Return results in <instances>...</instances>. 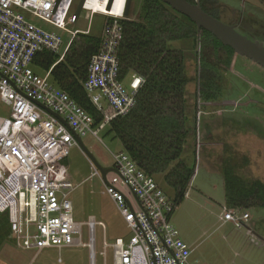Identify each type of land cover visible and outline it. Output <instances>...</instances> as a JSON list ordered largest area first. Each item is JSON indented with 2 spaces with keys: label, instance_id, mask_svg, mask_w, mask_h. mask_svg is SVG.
Returning <instances> with one entry per match:
<instances>
[{
  "label": "built area",
  "instance_id": "1",
  "mask_svg": "<svg viewBox=\"0 0 264 264\" xmlns=\"http://www.w3.org/2000/svg\"><path fill=\"white\" fill-rule=\"evenodd\" d=\"M85 1L81 11H87L89 19L95 13L114 19L126 17V0L119 15L111 13L112 6L107 10L108 0H100L98 9L87 7ZM72 8L73 0H0V101L8 108L7 115L0 116V213L7 215L8 238L16 246L41 251L80 245L88 249L89 264H96L95 226L103 230L105 226L89 217L83 223L88 242H81L83 224L73 221L69 199L75 187L63 161L72 147L80 148L76 137L88 133L96 137L111 119L130 112L144 79L131 73L124 85L117 56L121 26L116 20L104 25L101 46L90 56L82 82L89 100L103 116L95 125L92 116L50 80L52 67L63 59L76 34L89 33L88 29L72 31L67 27L74 23V12L69 16ZM24 12L71 35L63 53L43 76L32 67L34 56L42 51L57 53L62 42L55 33L25 18ZM90 163L91 176L97 175L103 182L104 192L129 231L127 237L117 236L112 243L103 239L99 251L103 260L105 250L111 248L112 264H193L191 250L170 220L172 200L152 176L124 151L113 154L114 171L111 180L106 174V182ZM249 219L247 212L224 209L223 220L238 229L246 227Z\"/></svg>",
  "mask_w": 264,
  "mask_h": 264
},
{
  "label": "rangeland",
  "instance_id": "2",
  "mask_svg": "<svg viewBox=\"0 0 264 264\" xmlns=\"http://www.w3.org/2000/svg\"><path fill=\"white\" fill-rule=\"evenodd\" d=\"M124 1L113 0L111 13L119 15ZM75 2L73 0L70 17ZM141 2L131 0L127 17H138ZM85 5L98 9L101 2L86 0ZM216 13L219 20L236 26L237 31L253 32L257 25H264V2L257 0H219ZM23 14L33 24L59 36L62 44L55 53L58 59L71 35L25 12ZM105 17L95 13L89 19V13L82 10L76 22L69 23L67 27L72 31L88 29L90 34L100 36ZM168 45L171 48L184 47L179 40L171 41ZM185 64L190 79L186 85L188 126L192 129L194 125L195 131L187 139L182 158L194 168V172L186 194L173 210L170 220L179 237L191 250L190 260L193 264H264V209H235L249 213L250 219L243 228L238 229L231 222L224 221V209L229 208L221 173L222 158L234 153L237 162L241 163L242 157L248 160V164L239 170L241 176L264 182V69L236 54L232 68L225 73L222 98L216 102L201 103L196 101L195 96L196 61L188 55ZM36 73L44 75L43 71ZM130 77V74L123 77L125 86ZM7 113V106L0 101V116H6ZM106 130L107 127L100 129L96 137L88 133L80 139L100 166L111 168L113 154L123 149L117 139L106 134ZM63 162L68 178L75 187L69 195L73 205L72 219L75 223L83 224L92 216L104 224L105 230L99 225L95 226V262L112 264V249L105 250V260L99 251L103 250V239L112 243L117 236H128L123 217L113 200L104 192L103 182L97 175L91 176V163L80 148L72 147ZM111 178L110 171L107 179ZM154 180L167 198L173 200V191L163 182L162 176H156ZM1 216L4 217L5 213H0ZM5 229L6 225L3 224L0 228V264H89L86 247L73 245L41 251L22 249L6 238ZM81 230V242L87 243L85 224L81 225Z\"/></svg>",
  "mask_w": 264,
  "mask_h": 264
},
{
  "label": "trees",
  "instance_id": "3",
  "mask_svg": "<svg viewBox=\"0 0 264 264\" xmlns=\"http://www.w3.org/2000/svg\"><path fill=\"white\" fill-rule=\"evenodd\" d=\"M187 1L195 3L196 0ZM218 2L199 0L203 11L216 18ZM115 20L121 26L117 47L120 74L136 73L144 82L135 106L126 115L111 119L106 125V134L117 139L122 151L147 175L162 176L163 182L173 191V212L185 196L194 172L182 158L187 139L195 131L194 125L192 129L188 126L186 85L190 79L186 74V58L190 55L196 61V101L210 103L222 98L225 73L232 68L236 53L207 30L201 28L198 31L190 18L161 0H142L135 19L106 16L101 32L104 25ZM263 27L257 25L253 32L237 29L264 44ZM174 40L182 41L184 47H169L168 43ZM101 41V35L76 34L63 59L50 71L51 81L90 114L95 125L103 116L89 100L82 82L88 60L99 50ZM56 57L49 51L39 52L34 56L32 67L35 72L45 73ZM222 161L227 207L264 209V182L239 174V170L248 164L247 158L242 157L239 163L234 153H229ZM3 224L8 238L10 229L6 214L0 217V228Z\"/></svg>",
  "mask_w": 264,
  "mask_h": 264
},
{
  "label": "water",
  "instance_id": "4",
  "mask_svg": "<svg viewBox=\"0 0 264 264\" xmlns=\"http://www.w3.org/2000/svg\"><path fill=\"white\" fill-rule=\"evenodd\" d=\"M85 0H79L74 9V20L78 18L82 5ZM168 4L173 10L187 16L196 25L199 31L201 28L210 32L223 45L230 46L233 51L255 62L264 69V44L259 40H253L241 34L232 24L224 23L218 18L206 13L200 6L199 0L190 3L187 0H161ZM113 0H108L107 10L112 6ZM131 0H126L124 16H127L130 9ZM82 153L91 161L101 172L103 181L106 182V174L114 171L113 168L100 166L96 159L88 152L80 138L76 137Z\"/></svg>",
  "mask_w": 264,
  "mask_h": 264
},
{
  "label": "bare ground",
  "instance_id": "5",
  "mask_svg": "<svg viewBox=\"0 0 264 264\" xmlns=\"http://www.w3.org/2000/svg\"><path fill=\"white\" fill-rule=\"evenodd\" d=\"M97 1H99V0H95V3L97 2ZM94 9H96V8H94ZM96 11H98V10H96ZM106 11V10H105ZM103 12V11H102Z\"/></svg>",
  "mask_w": 264,
  "mask_h": 264
},
{
  "label": "crops",
  "instance_id": "6",
  "mask_svg": "<svg viewBox=\"0 0 264 264\" xmlns=\"http://www.w3.org/2000/svg\"><path fill=\"white\" fill-rule=\"evenodd\" d=\"M89 217H92V216H89Z\"/></svg>",
  "mask_w": 264,
  "mask_h": 264
}]
</instances>
